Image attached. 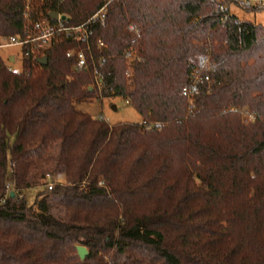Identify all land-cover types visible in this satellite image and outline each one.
<instances>
[{"label": "trees", "instance_id": "obj_1", "mask_svg": "<svg viewBox=\"0 0 264 264\" xmlns=\"http://www.w3.org/2000/svg\"><path fill=\"white\" fill-rule=\"evenodd\" d=\"M225 1L109 4L91 37L96 54L105 43L98 94L129 100L140 122L76 107L96 94L65 55L77 42L18 75L0 57V264H264V25ZM102 3L59 9L75 24ZM22 24L23 0H0V35ZM207 56L210 82L183 96ZM54 174L64 183L33 204L18 196Z\"/></svg>", "mask_w": 264, "mask_h": 264}, {"label": "built area", "instance_id": "obj_2", "mask_svg": "<svg viewBox=\"0 0 264 264\" xmlns=\"http://www.w3.org/2000/svg\"><path fill=\"white\" fill-rule=\"evenodd\" d=\"M63 0H23V24L19 33L13 35H0V54L4 49L16 48L18 56L15 53L5 55L7 63L5 66L12 74H22L24 69V60H38L54 49L64 40L77 42L74 47L67 49L66 57L74 60V68L77 70L91 69V75L94 83L99 88H103L104 76L100 70L105 62L103 49L105 43L98 38L95 47L99 53H95L91 43L93 36V27L105 23L106 13L109 4L114 0H103L102 5L88 18L79 23H69L68 17L60 11V5ZM235 1V0H234ZM264 4V0H255ZM220 10L226 9L220 5ZM51 12H57V17L48 16ZM214 68L213 61L209 56L202 58L200 64L190 72L191 83L182 89V95L189 98L197 94L200 84L209 83V73ZM250 119H253L250 116ZM55 180L47 183V192L54 188ZM7 193H11L13 188L10 184L6 185ZM18 196L23 197L22 192ZM6 196L0 199L4 203Z\"/></svg>", "mask_w": 264, "mask_h": 264}, {"label": "rangeland", "instance_id": "obj_3", "mask_svg": "<svg viewBox=\"0 0 264 264\" xmlns=\"http://www.w3.org/2000/svg\"><path fill=\"white\" fill-rule=\"evenodd\" d=\"M244 6L249 8L262 6L263 8L251 10L249 8H245ZM224 7L229 9L230 14L236 15L241 20H248L253 23L264 25V4H260L255 0H228V2L225 1ZM8 53H15L18 56L16 48L2 50L0 57L3 59L4 64L7 63L5 55ZM128 57L130 58L132 55ZM90 89H95V96L85 102L77 103L76 107L79 110H82L93 117H101L109 124L141 121V115L136 111L135 108H133L129 100L120 96L102 98L98 94L102 88H98L96 86L93 78L90 84ZM113 106L115 108H113ZM237 109L241 119L244 122L250 123L255 119V113L251 111L248 105L238 107ZM250 116H252L253 119H250ZM12 139L13 138L11 137V140ZM52 178H54L55 183L58 181L60 183H64V178L62 176L55 174L52 176L48 175L46 178L41 180V184L38 186H33L30 189H25L22 191L23 198L25 199L27 205L33 204L37 200L39 193H48L46 186L49 181H52ZM242 198L243 197L240 199ZM240 199L236 200L235 202L239 201Z\"/></svg>", "mask_w": 264, "mask_h": 264}, {"label": "water", "instance_id": "obj_4", "mask_svg": "<svg viewBox=\"0 0 264 264\" xmlns=\"http://www.w3.org/2000/svg\"><path fill=\"white\" fill-rule=\"evenodd\" d=\"M48 16L55 19L57 17V12H51L48 14ZM47 61H48V58L46 56L38 59V62L42 65H46ZM113 108H115V107L113 106ZM10 194H11V196L14 195L13 192H11ZM77 251H78V255H79L81 260H84L86 258V256L88 255V251H87V248L85 246L78 245Z\"/></svg>", "mask_w": 264, "mask_h": 264}, {"label": "crops", "instance_id": "obj_5", "mask_svg": "<svg viewBox=\"0 0 264 264\" xmlns=\"http://www.w3.org/2000/svg\"><path fill=\"white\" fill-rule=\"evenodd\" d=\"M142 119V118H141Z\"/></svg>", "mask_w": 264, "mask_h": 264}]
</instances>
